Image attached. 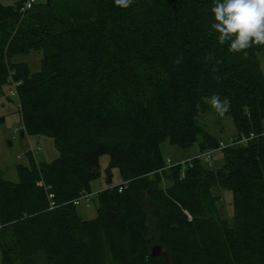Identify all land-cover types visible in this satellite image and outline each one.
Instances as JSON below:
<instances>
[{
    "label": "trees",
    "instance_id": "16d2710c",
    "mask_svg": "<svg viewBox=\"0 0 264 264\" xmlns=\"http://www.w3.org/2000/svg\"><path fill=\"white\" fill-rule=\"evenodd\" d=\"M23 1H0V89L19 82L21 135L52 137L59 156L30 155L17 182L0 173L1 264H264V46L220 45L214 0ZM40 50L37 71L13 60ZM213 95L237 128L223 164L167 167L165 140L220 148L198 122ZM104 154L107 182L118 168L122 183L86 219ZM218 189L233 192L231 224Z\"/></svg>",
    "mask_w": 264,
    "mask_h": 264
},
{
    "label": "rangeland",
    "instance_id": "374dc122",
    "mask_svg": "<svg viewBox=\"0 0 264 264\" xmlns=\"http://www.w3.org/2000/svg\"><path fill=\"white\" fill-rule=\"evenodd\" d=\"M5 5L16 4L20 0H0ZM46 0H37V3ZM43 51H31L26 54L14 57V62H26L32 71H37L41 65ZM264 71V52L259 54ZM12 86L5 85L0 89V173L5 180L13 182L18 181L16 166L18 164H30L31 155L37 163L50 162L59 156V150L55 147L54 140L48 135L22 136L21 131L15 133V128L22 129V116L18 105V97L11 96ZM206 108L200 112L198 122L203 129L209 132L220 144L218 149H210L204 152L200 149L199 141H202V134L199 135V141L190 148H181L165 140L161 144L162 155L167 163V167L180 164L183 171L188 162L193 158L200 157L206 167L217 169L223 164L222 148L230 145L232 137L237 134V128L233 118L226 112L219 114L212 106L211 99H205ZM211 152L210 158L207 153ZM109 163V155L104 154L100 157L99 165L101 176L91 182L92 197L89 207L85 205V199L78 209L81 215L86 219L96 217V204L94 195L99 190L109 186L122 183V177L118 168L112 169V182H107L105 169ZM182 171V174L184 173ZM168 186V182H164ZM220 196L217 203L219 214L226 218L230 224L234 220L233 192L229 189H218L215 192ZM164 254L169 258V253L165 248H159L158 253ZM1 264V253H0Z\"/></svg>",
    "mask_w": 264,
    "mask_h": 264
},
{
    "label": "clouds",
    "instance_id": "9594fccd",
    "mask_svg": "<svg viewBox=\"0 0 264 264\" xmlns=\"http://www.w3.org/2000/svg\"><path fill=\"white\" fill-rule=\"evenodd\" d=\"M114 3L117 7L128 8L133 0H114ZM211 12L214 15L211 28L217 34L218 43L227 45L228 52L246 55L253 46H264V0H214ZM180 62L179 58L175 61ZM210 99L211 106L219 114L227 111L226 99L221 101L218 95Z\"/></svg>",
    "mask_w": 264,
    "mask_h": 264
},
{
    "label": "built area",
    "instance_id": "2783aa9c",
    "mask_svg": "<svg viewBox=\"0 0 264 264\" xmlns=\"http://www.w3.org/2000/svg\"><path fill=\"white\" fill-rule=\"evenodd\" d=\"M37 2V0H24L23 1V4H22V6H21V11L22 12H25L27 9H30L32 6H33V4L34 3H36ZM19 85V82H12V90H11V96H15V97H18V95H17V86ZM23 128V127H22ZM20 131H22V129H20V127H16L15 128V133H18V132H20ZM243 137V140H246V138H245V136H242ZM211 155H212V153L211 152H209V153H207V157L208 158H210L211 157ZM91 197H92V194H88V193H85V195L83 196V198L82 199H85V205L87 206V207H89V205H90V202H91ZM82 199H81V201H80V204L82 203Z\"/></svg>",
    "mask_w": 264,
    "mask_h": 264
}]
</instances>
